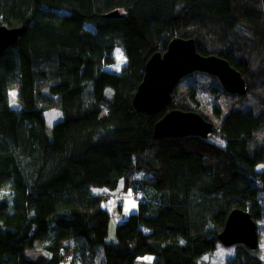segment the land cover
<instances>
[{
    "label": "trees",
    "instance_id": "obj_1",
    "mask_svg": "<svg viewBox=\"0 0 264 264\" xmlns=\"http://www.w3.org/2000/svg\"><path fill=\"white\" fill-rule=\"evenodd\" d=\"M115 8L120 17L102 15ZM0 24L24 26L0 53V264H134L145 253L154 264H200L232 208L264 218V0H0ZM173 36L194 38L246 81L244 95L225 101L211 88L204 112L196 88L187 100L172 93L168 108L199 112L222 145L154 138L166 109L132 106L145 61ZM117 44L119 72L108 68ZM13 88L19 107L8 102ZM52 107L62 116L48 134ZM95 188L145 199L116 223L113 241L108 194ZM224 264L264 260L234 244Z\"/></svg>",
    "mask_w": 264,
    "mask_h": 264
},
{
    "label": "water",
    "instance_id": "obj_2",
    "mask_svg": "<svg viewBox=\"0 0 264 264\" xmlns=\"http://www.w3.org/2000/svg\"><path fill=\"white\" fill-rule=\"evenodd\" d=\"M102 15L120 17L122 14L115 8ZM23 30V25L0 24V53L15 42ZM194 71L216 76L224 90L230 94L246 93L244 77L227 59L214 53H200L192 37L173 36L163 52L155 51L147 58L142 79L131 98L133 108L140 112L154 114L166 109L153 124L154 138L187 135L206 138L212 133L213 123L199 112L168 109L172 92L179 80ZM217 239L225 246L243 244L255 250L259 241L257 223L247 210L234 207L228 212Z\"/></svg>",
    "mask_w": 264,
    "mask_h": 264
},
{
    "label": "rangeland",
    "instance_id": "obj_3",
    "mask_svg": "<svg viewBox=\"0 0 264 264\" xmlns=\"http://www.w3.org/2000/svg\"><path fill=\"white\" fill-rule=\"evenodd\" d=\"M87 28H92V26L88 23L85 24ZM116 62L113 65H110L108 68L112 69L116 72L121 71L122 67L126 64V56L124 54V51L121 47V45L117 44L114 49ZM196 88L198 91L197 95H195V98H200V109L202 111H206L211 105H213V98L211 96V93L209 90L212 88V95L217 96L219 100L225 101L228 99L229 94L224 90V88L221 86L218 78L214 75H210L201 71H194L192 73L187 74L186 76L182 77L176 87L174 88L173 92H175V98H181L187 100L189 98V92L192 88ZM11 93L16 94V89H9L8 90V102L13 107H19V102L16 100V96H12ZM236 95V94H235ZM185 96V98H184ZM252 97H249V99L242 100L241 105L247 106L248 103L250 104L252 102ZM243 101L246 102V104H243ZM61 111L57 108H49L44 112L46 127L45 130L49 134L51 130V125L58 119L61 118ZM209 141L216 142L218 144H223V141L220 139L215 138L212 133H210L206 137ZM138 176H141L140 174H137ZM95 192L100 193H107L108 198L106 200H103V206L105 209L109 212L110 218L108 223V231L107 235L105 237L106 241H113L115 240V219L116 216H120L118 213L119 210V200L114 196L116 192L108 191L104 188H95L93 189ZM122 193H125L122 191ZM5 194L4 190H0V198H2ZM259 198L262 201L264 205V192L259 193ZM131 200L133 203H135V207L132 211L128 213L135 212L137 210V202L138 198L132 193ZM126 213V214H128ZM257 228L259 231V241H258V249L259 253L264 260V218H260L257 222ZM39 248H29L26 251V255L33 257L40 253ZM234 251V245L231 246H225L218 242L216 249L212 253H207L203 255L199 260L200 264H224L226 258H228ZM58 264H70L69 258L62 259ZM134 264H154L153 261V254L152 253H145L143 255H139L135 258Z\"/></svg>",
    "mask_w": 264,
    "mask_h": 264
},
{
    "label": "crops",
    "instance_id": "obj_4",
    "mask_svg": "<svg viewBox=\"0 0 264 264\" xmlns=\"http://www.w3.org/2000/svg\"><path fill=\"white\" fill-rule=\"evenodd\" d=\"M122 191L123 190H121V189H116L115 191H112V192H116L114 194V196L116 198H118V200H119L118 201L119 202V208H118L119 212L118 213L120 214V216L119 217H118V215L116 216V219H115L116 223L118 221L122 220L123 218H125L128 214H130L128 212L132 211L133 208L135 207V203H133V201L131 200L132 192L130 190H128V191H124L125 193H122ZM102 206H103V204H102ZM126 213H128V214H126ZM109 216H110V214H109Z\"/></svg>",
    "mask_w": 264,
    "mask_h": 264
},
{
    "label": "built area",
    "instance_id": "obj_5",
    "mask_svg": "<svg viewBox=\"0 0 264 264\" xmlns=\"http://www.w3.org/2000/svg\"><path fill=\"white\" fill-rule=\"evenodd\" d=\"M136 197H137L138 199H140V200H144L143 197H142V195H139V194H138Z\"/></svg>",
    "mask_w": 264,
    "mask_h": 264
},
{
    "label": "bare ground",
    "instance_id": "obj_6",
    "mask_svg": "<svg viewBox=\"0 0 264 264\" xmlns=\"http://www.w3.org/2000/svg\"><path fill=\"white\" fill-rule=\"evenodd\" d=\"M44 119H45V117H44ZM45 123H46V122H45ZM51 126H52V125H51ZM142 197H143V196H142ZM143 199H144V197H143ZM144 200H145V199H144ZM144 200H141V201L144 202ZM26 251H27V250H25V253H26Z\"/></svg>",
    "mask_w": 264,
    "mask_h": 264
},
{
    "label": "snow or ice",
    "instance_id": "obj_7",
    "mask_svg": "<svg viewBox=\"0 0 264 264\" xmlns=\"http://www.w3.org/2000/svg\"><path fill=\"white\" fill-rule=\"evenodd\" d=\"M11 95L14 97L15 96V93H11Z\"/></svg>",
    "mask_w": 264,
    "mask_h": 264
},
{
    "label": "clouds",
    "instance_id": "obj_8",
    "mask_svg": "<svg viewBox=\"0 0 264 264\" xmlns=\"http://www.w3.org/2000/svg\"><path fill=\"white\" fill-rule=\"evenodd\" d=\"M178 84V83H177ZM176 87V86H175ZM173 93V92H172ZM169 109V108H168Z\"/></svg>",
    "mask_w": 264,
    "mask_h": 264
}]
</instances>
